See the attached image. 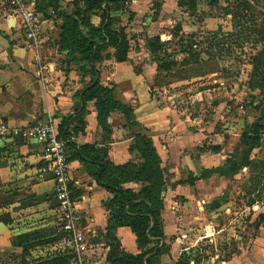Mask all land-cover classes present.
<instances>
[{
	"label": "crops",
	"instance_id": "1",
	"mask_svg": "<svg viewBox=\"0 0 264 264\" xmlns=\"http://www.w3.org/2000/svg\"><path fill=\"white\" fill-rule=\"evenodd\" d=\"M77 1L60 0L59 5L51 9L58 18H50L42 24L47 43L50 39L48 31L52 30L50 36H53L57 49L40 57L41 64L49 66L50 74L46 72L44 79H39L40 61L35 56L36 51L26 38L20 21L10 14L7 6L5 9L3 0H0V121L13 129L48 118L58 125L60 135L70 142L69 173L75 193L73 198L79 208L80 226L90 248L100 251L109 248L107 240L95 243L93 237L98 232L107 237L111 214L106 204L115 195L96 176L103 163L95 161L85 146L101 149L105 162L116 165L137 163L133 139L135 134H143L152 140L164 162L171 155L168 167H174L175 154L188 150L207 131L192 133L178 116L172 114L168 107L161 106L154 97L152 80L156 77L157 67L143 62L144 53L149 51L144 43L140 44V60L134 58V51L130 49L128 59L117 62L115 49L109 47L102 52V60L94 68L85 61L71 60L70 51H61L58 44L61 26L65 16L74 14ZM154 1H106L102 9L85 15L91 26L98 28L103 24L104 14L109 13L113 27L124 28L130 41L132 38L140 39L142 33L148 37L166 35L167 38L168 31L165 34V30L175 22V12L182 11L184 7L177 4L178 0H161L154 11ZM181 25L184 30V25ZM81 29L84 33L88 31L86 26H81ZM59 59L65 62L64 67L57 66ZM137 65L142 67V71L136 69ZM94 71L97 76L93 81ZM96 83L113 88L115 100L133 109L130 117L120 111L112 112L107 120L108 130L99 122L96 100L84 98L85 91ZM63 123L65 130L62 132ZM42 150V144L36 139L0 136V264H40L55 259L44 257L58 249L59 239L56 236L58 201L54 197L55 181L39 178ZM184 167L186 170L189 165ZM175 175L169 177L167 189L163 191L161 216L164 236L159 245L160 252L151 257V264L179 263L183 251L180 241L186 243L187 227L193 217L190 205L208 195L200 187L202 180L178 183L174 180ZM123 186L135 191L145 187L138 182ZM177 196L183 197L185 207L178 209ZM111 234L121 241L127 252L139 253L137 237L129 227H118ZM180 234L183 238L171 240L173 235ZM259 241L248 245L249 251L243 254L220 260L207 259L201 264H255V258L260 256L256 247ZM251 253L255 258H251ZM260 260L264 264V255Z\"/></svg>",
	"mask_w": 264,
	"mask_h": 264
},
{
	"label": "rangeland",
	"instance_id": "2",
	"mask_svg": "<svg viewBox=\"0 0 264 264\" xmlns=\"http://www.w3.org/2000/svg\"><path fill=\"white\" fill-rule=\"evenodd\" d=\"M183 1L186 6L175 12V22L164 32L168 31V37H161L163 48L152 47L146 33L131 41L134 58H142L140 44L144 43L149 51L144 53L143 62L157 67L152 90L160 105L168 107L192 133L207 131L190 149L175 154L174 167H168L171 155L166 163L161 157L164 190L169 177L176 174L174 180L178 183L202 180L200 187L208 192L190 205L193 217L187 227L186 243L180 241L183 251L179 263L201 264L207 259L243 254L258 239L256 247L263 256L264 0H199L194 10H190V0ZM32 2L43 23L57 16L51 11L54 0ZM160 3L161 0L153 2L154 11ZM83 7L79 2L75 11ZM179 24L185 29H177ZM51 31L47 45L40 54L36 52V58L57 49ZM195 54L201 58L198 63L193 62ZM166 63H170L169 70L163 68ZM42 64L45 68L42 71L39 64V79H44L46 72L50 74L49 66ZM64 64L62 59L57 60L58 67ZM136 69L142 71L140 65ZM255 123L263 127L258 133L260 141L252 148L244 134L255 136ZM135 154L137 162H142L141 153L135 149ZM186 165L189 167L185 170ZM72 193L75 194L73 188ZM181 198H175L178 209L185 207ZM180 237L183 238L181 234L173 235L171 240ZM93 239L95 243L106 241L102 232ZM58 249L52 255L43 253L44 257L59 259L57 264H108L110 248L99 251L89 247L80 255ZM260 256L255 258L251 253V258L257 260L255 264L262 263Z\"/></svg>",
	"mask_w": 264,
	"mask_h": 264
},
{
	"label": "trees",
	"instance_id": "3",
	"mask_svg": "<svg viewBox=\"0 0 264 264\" xmlns=\"http://www.w3.org/2000/svg\"><path fill=\"white\" fill-rule=\"evenodd\" d=\"M106 1L115 2L116 0H78L77 4L79 2L83 3L84 7L79 8V12L76 10L72 16H65L61 26V39L58 44L61 51H70L71 60L85 61L94 68L96 63L101 62L102 52L109 47L115 49L117 62L128 59L131 41L125 29H115L109 13L104 14L103 24L98 28L92 27L85 15L88 12L102 9L103 3ZM214 1L218 2V0ZM59 3L60 0H54L53 5L55 8ZM190 4V10H194L197 7L198 0H190ZM179 6L185 7L186 3L182 0L179 2ZM81 26H86L88 31L84 33ZM176 28L182 29V25L179 24ZM148 40L151 42L152 47L163 48L164 44L160 35L149 37ZM194 56L196 57L193 62L198 63L201 61L199 54ZM163 68L169 70L170 63H166ZM96 75L97 73L94 71L93 81ZM84 98L86 100H96L99 122L105 130L109 129L107 120L112 112L120 111L127 117H130L133 113L131 106L115 100L113 88L100 83H96L87 89ZM262 127V124L255 123L253 130L256 135L253 136L250 132L244 134L247 138V144H252V148H255L257 142L260 141L258 133ZM61 129L62 132L65 130L64 123L61 125ZM134 136L133 148L141 153L142 162H128L120 165L105 162L101 149L92 145L85 146L87 153L91 154L95 161L103 163V168L98 171L96 176L115 195L106 204L111 214V227L106 234V240L110 248L107 257L108 264H151V257L160 252L159 245L164 236L161 213L164 209L163 191L165 181L161 167V157L148 136L143 134H135ZM130 182L143 183L145 187L135 191L132 188L123 186ZM122 226L129 227L136 235L139 253L127 252L121 241L111 234L112 230ZM58 260L55 258L46 262V264H57Z\"/></svg>",
	"mask_w": 264,
	"mask_h": 264
},
{
	"label": "built area",
	"instance_id": "4",
	"mask_svg": "<svg viewBox=\"0 0 264 264\" xmlns=\"http://www.w3.org/2000/svg\"><path fill=\"white\" fill-rule=\"evenodd\" d=\"M3 5L7 6L10 14L20 21L26 38L40 54L47 40L42 28L41 15L34 8L32 0H6ZM37 60L41 65L39 56ZM42 65L41 70L44 71L45 66ZM7 135L21 136L28 140L36 139L42 144V166L39 178H51L55 181L54 197L58 201L56 233L60 235L59 250L76 255L85 253L90 245L80 226L79 208L73 198L69 173V140L60 135L58 125L49 118L14 129L6 122L0 121V136Z\"/></svg>",
	"mask_w": 264,
	"mask_h": 264
}]
</instances>
